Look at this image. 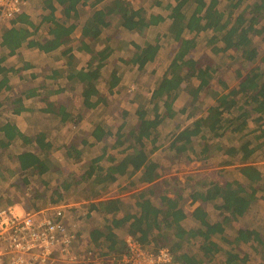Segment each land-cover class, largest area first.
<instances>
[{
	"label": "trees",
	"instance_id": "obj_1",
	"mask_svg": "<svg viewBox=\"0 0 264 264\" xmlns=\"http://www.w3.org/2000/svg\"><path fill=\"white\" fill-rule=\"evenodd\" d=\"M106 1L39 0L41 7L49 11L42 21L54 24L50 35L39 40L31 37L34 32L30 27L38 26L32 23L27 13L21 11L7 19L9 24L0 45L7 50L8 56L20 53L24 44L45 53L58 49L62 36L77 26L76 23L68 24L71 15L77 17L79 9L85 6L89 10L83 23L82 37L90 40V44L82 42V47L90 55L85 66H75L74 55L64 52L70 58L65 68L55 69L38 84L32 80L33 85L14 99L12 88L7 87L10 82L8 76L28 70L31 65L25 63L17 69L7 68L1 66L6 57L0 58V90L9 89L5 100L12 108L8 109L19 114L38 112L45 119L57 116L62 122L76 123L84 115L78 107L70 104L73 101L65 92L71 86L80 87L79 97L85 111L107 105L122 81L117 65L109 77L104 76V70L117 49L126 48L120 61L143 72L159 57L161 41L165 37L164 40L174 45L171 61L157 79L151 94L134 109L136 119L133 123L127 119L131 111L124 109L117 112L118 118L114 122L92 121V140L85 136L76 137L55 148L65 151L66 158L83 168L84 148L103 143L101 154L90 158L80 178H76L74 173L64 178L55 176V173L61 176L64 168L58 156L52 157L54 142L47 132L22 131L8 121L3 127L5 137L0 140V149L9 148L17 135L22 143L19 153H11L17 159L18 167L15 171L10 169L11 173H20V183L26 186L32 179L46 185L45 188L56 181L46 206L65 202L62 192L77 191L81 183L89 186L88 211L103 213L106 222L90 231L93 247L88 252L92 251L93 255L88 258L105 257L100 260L102 264H123L121 260L127 255V247L124 237L118 234L119 229H125L124 233L133 236L143 246H150L152 252L168 249L172 264H216L217 259L221 264H264V227L243 226L233 236H230L232 230L228 228L235 220L244 217L255 203L264 200V172L250 161L264 146V51L260 50L257 42V37L264 35V0H176L175 4L166 5L171 11L170 22L167 31L155 42L146 41L142 45L122 40L118 47L111 43L121 30L129 34L141 33L151 23L153 25L165 18L152 15L155 21L151 18L148 21L147 10L143 7L126 0ZM56 4L61 6L66 20L54 15ZM107 31L103 47L94 46ZM201 39L211 46L212 52L225 54L233 50L253 66L245 74H240L237 83L229 85L220 79L216 87L213 81L217 68L204 58L194 57ZM102 83L107 85L108 93L101 88ZM209 91L211 102L207 99ZM181 93H185L187 100L177 107L175 102ZM60 94H65V98L58 101L56 95ZM186 112L188 114L183 120ZM172 123V131H165L164 128ZM251 133L253 137L247 138ZM227 139L229 142L225 145ZM233 139L235 143L231 142ZM111 141L114 142L112 145ZM196 145L201 149L196 150ZM160 150L174 152L175 156L187 154L190 162L196 157L203 161L213 151H222L225 158L221 165H237L242 177L224 182L198 178L192 186L189 203L198 205L188 210L183 204L185 193L179 177L162 179L164 167L153 157ZM189 152L193 153L192 156ZM120 179H130L129 190L140 184L148 183L149 186L135 188L130 195L134 200L132 203L120 196L102 199L103 191L116 185ZM172 182L175 184L173 187ZM34 196L37 198L39 195L36 192ZM35 201L34 209L42 208ZM189 216L195 222L194 227L184 223ZM185 242L197 244L198 250L192 252ZM228 244L235 247L226 248ZM241 244H250L254 248V262L251 254L237 249Z\"/></svg>",
	"mask_w": 264,
	"mask_h": 264
},
{
	"label": "rangeland",
	"instance_id": "obj_2",
	"mask_svg": "<svg viewBox=\"0 0 264 264\" xmlns=\"http://www.w3.org/2000/svg\"><path fill=\"white\" fill-rule=\"evenodd\" d=\"M139 1L140 0L136 1L135 5H139ZM37 2V0H22L23 10H29V12H32L34 17H36V14L38 13V11L35 9L38 8ZM33 5L35 6V8ZM7 22V19H3L2 22H0L1 27L2 24H6ZM164 26L166 28L168 27V25L165 24ZM156 31L158 30H152L145 35L144 39L153 37ZM125 37L127 38V40H129V43L133 39H136L137 41H143V38L141 36H135V34L131 35L126 31H122L120 38L123 39ZM263 37L264 36L257 37V42L261 51H264ZM115 42L116 41L114 40L113 43ZM164 42L165 46L161 49L159 58L143 72L139 71L136 66L120 61V56H125L126 48L125 50H116L112 59H110L111 61L108 67L104 70V76L109 77L110 72L117 65L119 66L118 69L119 73L122 76V81L121 84L117 87L115 94L111 95L110 102L107 105L98 107L94 110L85 111L84 107H82L79 97L81 88L71 86L72 89L70 88V90H67L65 93H68V95H70L69 99H71V102L73 101L70 104L72 106L78 107L80 109L79 112L84 115L82 120L76 123H73L74 121L62 122L61 118L57 116H51V118L45 119L43 117H40L38 112H31V114H21L20 124L23 125L22 128L24 127L26 131L34 133H38L40 130L47 132L49 138L51 137L52 141L54 142L53 148L55 150L56 147H59L63 144H68L76 137L80 138L81 136H85L92 140L91 130L93 129V122L96 123L104 120L114 122V120L118 118L117 112H121L124 109H128L131 111V114L128 115L127 119L130 123H133L136 119V116H133L134 109L138 107L140 103H144V97L151 94V89L155 86V83L157 79L162 75L165 66L168 65L173 57L174 45L167 40H165ZM28 55H30L29 57L33 59L34 64H39V68L36 67L37 72L34 71L37 74V76L34 78V82H37V84L44 77V75L42 74L43 70L40 69L42 67L41 64H49L52 68H57L63 63L57 60L55 56L57 54H53V56L48 55L44 58L36 57L38 58L37 60H34V52L29 53ZM80 56H83L82 60L86 58L84 53H82ZM206 56L208 58H205ZM194 57L204 58L208 60V63L213 64L217 68V74L215 80L213 81L216 87L219 86L218 84L220 79L225 80L229 85L237 83L240 78V74H245L251 68V66H253V63L250 64L249 62L243 61L240 54H237L233 50H229L225 54L212 52L211 46L206 45L205 39L200 40V43L194 52ZM18 59L20 58L17 56L16 61H19ZM79 60H81L80 57ZM83 62H85V60ZM21 64L22 63L20 61V66ZM79 64H81V62H79ZM20 66H18V68ZM27 74H24V80L18 76L14 77L12 80L13 83L19 84L20 82L21 90H25L30 85H33V77L30 78V76H27ZM28 79H30L32 83ZM102 87L104 92L108 93L107 85H104V83H102L101 88ZM210 92L211 91H209L207 99H209V101L211 102ZM61 97H63L64 99L65 94L56 95V100L59 101ZM186 97L187 96L185 95V93H181L179 98L176 100L175 105L177 107H181L182 104H184L187 100ZM187 114L188 112L184 114V116L182 117L183 120ZM173 125V123L170 124V126L164 128V130L172 131ZM253 127L254 124L251 126V128ZM252 137L253 134L251 133L247 138ZM227 142H229L228 139L224 144L227 145ZM231 142L235 143L236 141L235 139H233ZM113 143L114 142L111 141L110 145H112ZM236 144L238 145V143ZM102 145L103 143H100L92 148H84L85 152L83 154V158H85V161L83 162V168L78 164L73 163L72 159L70 160L66 158L65 151L62 152L60 149L55 150V152L53 151L52 157L57 158L56 156H58L64 168V173H62L61 176L59 173H55V176L64 178L67 174L72 175L74 173L76 175V178H80L82 172L89 163L90 158L101 154ZM195 147L196 150L201 149V146L196 145ZM18 148L19 146L12 145L7 149H4L2 151L0 150V207H13L16 211L28 212L36 208V203H34V200H37L35 202H37V204L41 207H45L49 202V198L52 196L53 189H55L57 182L54 181L49 185V188H45L47 187L46 185L43 186V184L36 182L37 179H32L31 184H29L28 186H26L23 182L20 183V173H11L10 171V169L14 171L18 170L17 159L11 156V153L17 151ZM113 152L115 151L113 150ZM170 153H172L173 156ZM189 154L190 156H192L193 153L189 152ZM205 156L203 158H205ZM153 157L156 160L160 161L164 167L165 172L162 179L167 180L171 176L179 177L181 188L183 189V194L185 193L183 204L186 205L185 208H187L188 210H191L198 205V203L194 205L189 204L191 202L190 193L192 191V186L194 182L198 180V178L208 177L211 180L214 179L219 182H224L226 180H234V178H238V176L242 177L241 175H239L237 165H230L226 167H223V165H221L225 157L223 152L218 150L213 151V153H211V155H209V157H207V159H204L203 161L196 157L194 161L190 162L188 160L187 154H184L182 156H175L174 152H163V150L157 151L155 154H153ZM250 161L259 165L264 172V146L258 149L257 154L252 156ZM129 181L130 179H127L125 181L120 179L115 183L116 185H111L108 189L103 191V194H101L102 199L120 196L122 198H126L127 201L133 200V198H131L130 196L131 193L135 188H140L141 186L143 187V184L134 187L133 190H129V188H127ZM174 185L175 184L172 182V187ZM164 187H167V184ZM37 190L41 192H38ZM36 192L39 195L37 196V198H35L34 196ZM62 193H64L66 197L64 200L66 201L59 203V205H63L65 207L64 211L66 213V218L68 219L69 225L72 228L71 230L76 233L77 237L80 236V238L78 237L75 245L72 248L73 251L77 255H79V259L77 258L78 260H73V262L65 260L62 256L58 257V259L59 261H61V264H91V262H93V259L91 260V258L87 257L88 249L91 248V246L93 247V243L90 244L89 233L92 229H94V227L104 225V223L106 222L105 216L101 212L89 213L87 204L90 202V200L87 198L89 194H91V192L89 186H86V184L81 183L77 187V191L71 190L70 192ZM90 214L92 215L89 216ZM211 217L214 218L215 216L211 213ZM187 224L188 226H193L192 220H188ZM230 225L231 226L228 227L232 230L230 236L236 234L237 229L243 226L263 228L264 200H259L258 203H255L244 217L235 220ZM124 230L125 229H119L118 234L119 236L124 237L126 242V238L128 235L123 232ZM185 244L188 249L192 250V252H196V250H198V245L195 243L193 245V243L191 244L190 242H185ZM149 247L150 246H143L145 250H150ZM227 247L232 248L235 246L228 244V246L226 245V248ZM237 249H242V251L251 254L252 262L256 260L255 250L250 246V244H241L239 247H237ZM126 254H128V251ZM95 258L102 260L105 257ZM172 259L170 262L164 264H172ZM216 264H221L219 259L216 260Z\"/></svg>",
	"mask_w": 264,
	"mask_h": 264
},
{
	"label": "built area",
	"instance_id": "obj_3",
	"mask_svg": "<svg viewBox=\"0 0 264 264\" xmlns=\"http://www.w3.org/2000/svg\"><path fill=\"white\" fill-rule=\"evenodd\" d=\"M136 3L138 0H126ZM23 11L22 0H0V16L11 19ZM63 205H50L28 212L0 207V264H61L58 257L77 261L73 251L78 239L69 225ZM128 254L123 264H164L170 262V251L145 250L133 236L126 238ZM93 255L88 252L87 257ZM78 258V259H77ZM92 260V259H91ZM91 264H102L93 258Z\"/></svg>",
	"mask_w": 264,
	"mask_h": 264
},
{
	"label": "crops",
	"instance_id": "obj_4",
	"mask_svg": "<svg viewBox=\"0 0 264 264\" xmlns=\"http://www.w3.org/2000/svg\"><path fill=\"white\" fill-rule=\"evenodd\" d=\"M37 1H38L37 2L38 8H35V6L33 5L34 8L38 11V13L36 14V17H34L32 12L30 13L29 10H23V12H25V13H27V15H29L27 17H29V19L32 21L33 24H35V26H38V28L30 27V30H32L34 32L33 36H31V37L32 38L34 37V39H38L39 40V39H41L43 37H46V36L50 35V29L54 27V24L52 22H50V21L49 22L42 21L43 16L46 15V13H48L49 11L48 10H44L41 7L42 4L40 5L39 0H37ZM108 1H106V2H108ZM168 3L175 4L176 0H140L139 1V5H137V7L138 6L139 7H143L144 9L147 10L146 18H147L148 21H150V18H151L152 15L153 16H158V15L163 16L165 18V20L164 21L157 20L153 25H151L152 24L151 23L141 33L130 32L131 35L135 34V36L138 35V36H141L143 38V41H137L136 39H133V40L130 41V43L134 41V42H137V43L143 45V43L146 42V41L155 42L158 36L163 35L167 31L166 30L167 28L164 26V24L168 25V23L170 22L169 15L171 13L170 9H168L166 7V5ZM56 7L57 8H56V11H55L54 15L56 17H58L59 19H63V20L65 19L66 20L67 18L65 17V15L62 12L61 6L59 4H56ZM88 10L89 9L87 8V6L81 7L79 9V13H78L77 17H75V15H71V17H70V19L68 21V24L70 25V23H76L77 26H75L74 30H72L69 34H66V35L62 36V44L60 45V47L58 49H56V50H54L52 52L45 53L43 51H40L37 47L28 48V45L24 44L22 46V48L19 50L20 53H18V54L20 56L18 54L13 55V56H8L7 50L2 48L1 45H0V58L6 57V60L4 62H2L1 66H6L7 68L14 67L15 69H17L18 66H20V61L22 63L21 66L24 65L25 63H28V64L31 65V68L28 69V70L19 72L18 74H13V73H11V75L9 74L8 78L10 79V82L7 83V87L10 86L12 88V98L13 99H14V97L16 95L20 96V92L24 91V90L20 89V82H19V84L12 82L13 78L18 76V77H20L21 79L24 80L25 79L24 74H27V73H29V74H27V76L29 75L30 78H31V77H33V75L35 73L34 71L37 72L36 67L39 68L38 67L39 64H34L33 63V59L29 57L30 55H28L29 53H32V52L35 53L34 60L38 59L36 57H43L44 58V57H47L48 55L49 56H51V55L53 56V54H57V55H55L57 60L63 62L61 64V66L57 67L59 69L65 68L66 64L70 60L68 55L65 54L67 51L71 52V54L74 55L75 62H73V63H74L75 66L82 67V66H85L87 64V61L89 60L90 55L88 56L89 53L86 52V49L84 47H82V42L90 44V40H88L87 38H83L82 37V28H83V23H84L87 15H88ZM3 19L4 18H0V22H2ZM151 20H152V18H151ZM154 21H155V18H154ZM8 24H9V22H7L6 24H2V27L0 25V43H1L2 34L5 31V28L8 26ZM112 28L115 29L117 27H112ZM154 29L158 30V31H156L154 36L151 37V38H145L144 39L145 35L148 34L149 32H151ZM109 32H111L113 34L112 30H109ZM109 32L107 31V32L103 33L102 36H101V39L99 40V42L97 44H95L94 46L102 48L104 43H105V41H107V33H109ZM121 33H122V30L120 31V33H119L117 38L113 37V40H115L116 42L113 43L114 41L112 40L111 44H113L114 47L120 46L122 40H125L127 42L129 41V40H127L126 37L121 39L120 38ZM262 36H264V35H261V37ZM164 41H165L164 39L161 41L162 48L165 46V42ZM24 53H26V54H24ZM82 53L85 54V57H86L84 59L85 62H83L84 60H82L83 56H80ZM17 56L20 58V59H18L19 61H16ZM79 57L81 58V60H79ZM79 62H81V64H79ZM41 65H42V67L40 69L43 70L42 74L44 75V77L46 75H48V74H51L52 71L57 69V68H52L51 65H49V64H41ZM36 76H37V74L35 73V77ZM44 77L42 79H44ZM1 78L2 77L0 76V79ZM28 80H30V79H28ZM33 80L35 81L34 78H33ZM8 94H9V89L3 88V89L0 90V140H2V141L4 140L3 138L5 137L4 136L3 127L6 126V123L8 121H10L12 124H15L19 128V130L21 129L22 131H26V129L24 127L22 128L23 125L20 124V116H21V114L14 112V110L11 111L10 109H8L9 107L12 108L9 105V102H6L7 100H5V98H6V96ZM22 114L25 115L26 113H22ZM21 144L22 143L20 142V138L17 135V137L14 140V142L12 143V145L19 146V148L17 149V151L14 152V154H17V153L20 152V145ZM11 146H9V147H11ZM0 150L2 151L3 149H0ZM147 186H149L148 183H145V185L143 184V187H147ZM143 187L141 186L140 188H143ZM133 201L134 200H130L131 203ZM188 220H192L190 216L184 221V223L186 225H188L187 224ZM192 224H193V226H188V227H194L195 222L193 220H192ZM193 245H194V243H193Z\"/></svg>",
	"mask_w": 264,
	"mask_h": 264
}]
</instances>
